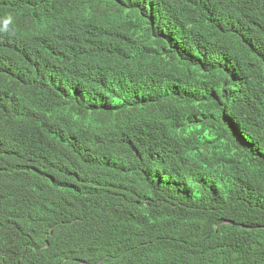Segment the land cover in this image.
Masks as SVG:
<instances>
[{
    "label": "trees",
    "instance_id": "obj_1",
    "mask_svg": "<svg viewBox=\"0 0 264 264\" xmlns=\"http://www.w3.org/2000/svg\"><path fill=\"white\" fill-rule=\"evenodd\" d=\"M0 264H264V0H0Z\"/></svg>",
    "mask_w": 264,
    "mask_h": 264
},
{
    "label": "clouds",
    "instance_id": "obj_2",
    "mask_svg": "<svg viewBox=\"0 0 264 264\" xmlns=\"http://www.w3.org/2000/svg\"><path fill=\"white\" fill-rule=\"evenodd\" d=\"M7 23H8V21L6 20V21H5V24H7Z\"/></svg>",
    "mask_w": 264,
    "mask_h": 264
}]
</instances>
